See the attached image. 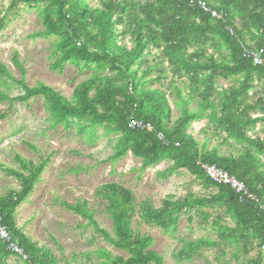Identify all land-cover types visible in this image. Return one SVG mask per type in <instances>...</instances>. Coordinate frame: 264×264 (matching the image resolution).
<instances>
[{
    "label": "trees",
    "instance_id": "1",
    "mask_svg": "<svg viewBox=\"0 0 264 264\" xmlns=\"http://www.w3.org/2000/svg\"><path fill=\"white\" fill-rule=\"evenodd\" d=\"M8 1L9 11L19 9L21 4L41 6L38 15L44 30L38 36L55 39L52 71L63 73L67 64L93 69L91 77L75 87L72 99L45 84L30 87L22 79L18 85L23 94L16 97L17 101L28 103L42 97L49 105L54 127L69 130L76 124L81 133L102 128L116 134L115 151L109 159L112 163L131 155L146 171L167 162L169 168L159 174L162 179L186 171L201 189L208 191L203 196L190 191L183 198L168 197L155 207L148 200L137 205L131 189L106 183L98 194L106 202L113 224L111 233L99 229L86 201L75 205L63 202L68 211L89 219L113 248L128 255L111 257L103 264H165L163 257L152 250L154 239L134 230L136 217L138 224L168 231L179 226L183 213L193 212L214 226L218 240L192 241L180 257L200 253L205 247L221 250L230 244L240 246L246 256L256 253L247 264H264V213L255 204H240L229 187L215 184L199 165H216L243 181L264 202V164L258 158L264 154V142L247 136L248 126L264 123V96L248 100L256 86L264 84V64L254 66L243 57L244 47L264 50V0H205L225 14L223 21L213 20L190 0H98V6L87 0ZM7 20V15L0 20L1 31ZM151 57L154 66L147 63ZM13 58L18 63L17 53ZM154 72L155 78L151 77ZM168 72L169 88L182 111L175 121L171 118L169 91L153 86L166 80ZM7 75L0 61V77ZM218 79L231 83L218 91ZM195 102L197 110L189 107ZM8 112L0 115V121ZM256 113L262 116L252 119ZM204 116L237 143L247 141L257 155L249 152L223 156L219 152L222 146L208 150L207 142L200 143L188 132ZM132 119L151 123L154 131L131 129ZM159 133L168 146L158 139ZM225 142L228 144V140ZM49 159L36 164L17 156L20 168L6 169L20 188L0 197V216L12 241L28 256L24 264H56L52 251L33 242L17 228L15 220L17 210L34 193ZM209 208L217 209L214 220L213 215L203 212ZM192 220L193 215L189 222ZM10 257L0 241V264H6Z\"/></svg>",
    "mask_w": 264,
    "mask_h": 264
},
{
    "label": "rangeland",
    "instance_id": "2",
    "mask_svg": "<svg viewBox=\"0 0 264 264\" xmlns=\"http://www.w3.org/2000/svg\"><path fill=\"white\" fill-rule=\"evenodd\" d=\"M87 1L92 6L99 5L98 0ZM9 4L8 0H0V20L8 16L6 28L0 30V61L9 73L0 77V115L9 111L7 117L0 121V197L20 188V183L6 171L20 168L17 156L36 164L50 158L34 193L15 214L17 228L33 242L49 248L56 264H103L111 257L127 258L125 252L116 250L104 240L89 219L68 211L62 203L75 205L86 201L87 210L99 229L111 233L112 220L106 211V202L98 194V189L106 183L114 182L131 189L137 205L148 200L155 207H160L168 197L183 198L190 191L203 196L208 191L201 189L186 171H180L168 180L162 179L158 172L166 169V164L142 171L140 162L131 155L112 163L109 159L115 151L116 134H109L102 128L94 133L90 130L81 133L76 124L69 130L62 126L54 127L49 105L42 97L28 103L17 101L16 97L23 94L18 85L22 79L30 87L45 84L72 99L75 87L89 79L93 69L67 64L63 73L52 71L55 39L38 36L44 30L38 15L41 6L30 8L21 4L19 9L9 11ZM15 53L19 64L14 61ZM153 58L147 60L150 66L155 64ZM156 76V72L151 74V77ZM166 78L153 86L169 91L167 98L172 109V121H175L182 111L169 88V72ZM216 83L218 91H222L231 82L218 79ZM189 107L197 110L198 105L195 102ZM210 123L204 116L201 121L194 122L188 132L200 143L207 142L217 134ZM203 212L213 215L212 220L218 214L217 209L210 208ZM192 215L193 220L189 222ZM133 228L139 234L154 239L152 250L163 257L165 264H247L256 256L255 252L246 256L240 246L227 244L221 250L205 247L200 253H187V256L180 257L179 253L192 241L218 240L214 226L204 222L196 212L183 213L179 226L168 231L138 224L137 217ZM101 252L107 254L101 256ZM6 264L24 262L10 258Z\"/></svg>",
    "mask_w": 264,
    "mask_h": 264
},
{
    "label": "built area",
    "instance_id": "3",
    "mask_svg": "<svg viewBox=\"0 0 264 264\" xmlns=\"http://www.w3.org/2000/svg\"><path fill=\"white\" fill-rule=\"evenodd\" d=\"M191 4L199 9H201L204 13L211 16V18L215 21H223L225 19V14L220 13L219 11L212 8L210 5L206 3L205 0H190ZM231 33L232 29H228ZM243 57L251 61L254 66H262L264 64V50L263 49H251L248 47L243 48ZM129 127L131 129H139L146 130L151 133L154 131V127L151 123L144 122L142 120L132 119L129 123ZM158 139L165 145L168 146L169 143L165 139L162 133L158 134ZM162 164H166L167 168L159 171L160 174L164 170L169 168V164L167 162H163L160 165L155 166V168L161 167ZM202 169L205 171L207 178L211 179L217 185L227 186L231 189V191L237 196L240 204L252 203L255 204L261 212L264 213V202L261 201L257 195L252 193L247 185L228 174L223 169L217 167L213 164H202L199 163ZM0 241H2L7 251L10 253V258H17L19 261L28 262L29 258L24 253L23 249L19 247L9 235L8 229L4 226L2 222V218L0 216ZM261 251L264 252V245L261 247Z\"/></svg>",
    "mask_w": 264,
    "mask_h": 264
},
{
    "label": "crops",
    "instance_id": "4",
    "mask_svg": "<svg viewBox=\"0 0 264 264\" xmlns=\"http://www.w3.org/2000/svg\"><path fill=\"white\" fill-rule=\"evenodd\" d=\"M263 96H264V84H260L256 86L253 93L251 92L249 94L248 100L251 101L253 97L258 98ZM261 116L262 115L260 113L252 114V119L260 118ZM213 126L217 134H213L211 138L207 141L208 150H211L213 147L222 146L219 148V152H221V155L223 156H229L230 153L236 156L249 152L253 155L255 154L257 155L256 150L254 148L249 147L247 141L237 143L235 139L231 138L230 135L222 129V127H217L216 125ZM247 136L251 140L260 139L261 141L264 142V123L260 122L255 125L248 126ZM226 140H228V144L225 142ZM258 158L260 159L262 164H264V154L258 155Z\"/></svg>",
    "mask_w": 264,
    "mask_h": 264
}]
</instances>
